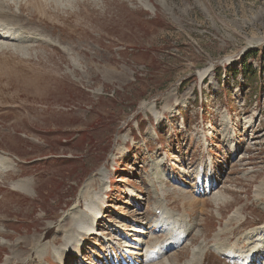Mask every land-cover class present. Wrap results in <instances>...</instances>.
Wrapping results in <instances>:
<instances>
[{
  "label": "rangeland",
  "instance_id": "obj_1",
  "mask_svg": "<svg viewBox=\"0 0 264 264\" xmlns=\"http://www.w3.org/2000/svg\"><path fill=\"white\" fill-rule=\"evenodd\" d=\"M4 1L32 29L18 32L25 53L0 46V154L13 170L0 174V264L120 261L119 246L144 251L163 232L184 238L166 254L178 263L204 242L201 264H245L224 255L263 236L264 0ZM23 178L28 195L11 186ZM94 191L97 232L73 248L81 260L56 259Z\"/></svg>",
  "mask_w": 264,
  "mask_h": 264
},
{
  "label": "bare ground",
  "instance_id": "obj_2",
  "mask_svg": "<svg viewBox=\"0 0 264 264\" xmlns=\"http://www.w3.org/2000/svg\"><path fill=\"white\" fill-rule=\"evenodd\" d=\"M139 1H142V0H139ZM145 6H147V4H145ZM19 29L26 32L32 28L29 27L28 24H25V21L20 17V15L17 12L12 11L9 8V6H7V4L5 3L4 0H0V46H3L6 43L15 44L14 46H11V47H15L17 50H22V52L25 53L26 51L24 49L27 48V45H26V47H23L24 49L20 48L21 46H20V38H18L19 37L18 32H21V31H19ZM26 38H28V37H26ZM40 40L43 41L42 39H40ZM3 42H5V43H3ZM206 72L207 71L202 72L200 74V77H202L204 74H206ZM7 170L13 171L12 170V161H10V159L8 157L0 154V174L6 172ZM101 175H102L101 182L105 183V181H104L105 174L102 173ZM208 180L210 181V183L208 181H206L204 184L206 186H208V189H209V186H211L212 182H214V181L212 180L211 177H209ZM31 185L32 184L28 178H23L21 180H17L11 184V186L14 190H19L20 192L25 193L27 195L30 193ZM176 188H178V187H176ZM208 189L204 188V192H206ZM209 193L207 192L205 194H209ZM259 193L261 194V192H259ZM85 194H87V197H86L87 200L83 204L84 208L82 210H80L79 212H77L76 215H74L72 213L70 224L66 223L65 229L62 230V233H63L61 236V239L63 241L62 245H60L59 247H56V246L52 247V251H53L56 259H58L60 261H61V256L64 255L65 253H68V254H66V256L75 255L76 251L73 248L75 246L81 247L82 239L93 233L94 229L97 227L96 220L99 221V219L102 216L101 215L102 214V206L104 204L102 201H100L101 192H99V191L84 192V195ZM260 194H259V196H260ZM210 195H211L210 199L212 200V203H214L216 205L225 203L227 201V198L222 194L216 195V192H215V193H212ZM241 212H242L241 207L235 208L234 211L228 215L226 223H224L225 225L230 224V226L229 227L228 226L220 227L218 229V231L216 232V234L213 235L214 241H215V244H214L215 247L211 246V248H214L215 253H218V252L221 253V251L219 249L220 246H219L218 241L220 239L222 232H225L227 230L232 229L231 226L241 218V215H243ZM165 214H166V212H165ZM168 214H169V212H168ZM99 215H101V216H99ZM176 216H178L179 218L181 217V219L183 221L187 220L186 218H184V214H178ZM159 217L161 219H162V217H164V214L162 213V211H160ZM259 229L263 230V232H262L263 236L260 239L258 238L259 243L253 244L247 252H242L238 256L237 255L232 256L231 255L232 253H228V254H225L224 257L226 259H229V260L230 259L234 260L235 256L240 257L242 259L245 258L246 259L245 264H252V262H250V259H252L253 257H256L259 254L264 255V226L259 227L257 230H259ZM157 232H158V230L156 231V233ZM255 232L256 231H254L247 238L250 240V238L253 237L255 234H258L259 231H257L256 233ZM102 233H103V231H102ZM102 233L100 232V233H95V234L98 236H103L104 233L103 234ZM150 236H151L149 238L150 242L152 241L151 242L152 246H150L151 249H150V247H148V248H145V250L143 251L144 243L141 240L137 241V239H136L135 245L133 247H130L136 253L126 251L128 253V255L130 256V259L132 261L131 264H149V263L156 264L159 261H161L162 264H201L203 255L206 252L205 250L209 247L204 242L200 243L197 246H194L190 251L189 257L184 262L178 263L175 258H171V257L167 256L166 254L168 251L179 247L181 245L182 240L184 239L183 237H181V238L179 237L178 239L172 238V236L169 232H167V233L163 232L161 234V236H162L161 240H158L157 236L153 237V234ZM222 238H224V237H222ZM244 238L246 240V235L244 236ZM256 239H257V237H256ZM105 243L109 244L108 241H105ZM121 249L122 248L119 247V251H121ZM137 252H142L141 254L139 253L140 255L144 254L145 259L142 263H140L141 260H139V257H137L139 255H136ZM133 255H136V257ZM158 259H160V260L157 261ZM257 259H258V257L254 258V264L256 263ZM123 260H127V259L124 257ZM154 261H157V262H154ZM108 264H111V262L109 261ZM112 264H118V263L113 262ZM124 264H130V263L125 262ZM262 264H264V263H262Z\"/></svg>",
  "mask_w": 264,
  "mask_h": 264
},
{
  "label": "trees",
  "instance_id": "obj_3",
  "mask_svg": "<svg viewBox=\"0 0 264 264\" xmlns=\"http://www.w3.org/2000/svg\"><path fill=\"white\" fill-rule=\"evenodd\" d=\"M247 56H249V54H248ZM251 74H253V75H254V72L252 71V72H251Z\"/></svg>",
  "mask_w": 264,
  "mask_h": 264
}]
</instances>
